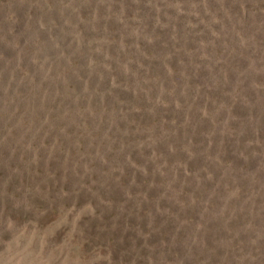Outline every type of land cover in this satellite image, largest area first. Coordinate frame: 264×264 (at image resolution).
<instances>
[{
    "label": "rangeland",
    "instance_id": "obj_1",
    "mask_svg": "<svg viewBox=\"0 0 264 264\" xmlns=\"http://www.w3.org/2000/svg\"><path fill=\"white\" fill-rule=\"evenodd\" d=\"M0 264H264V0H0Z\"/></svg>",
    "mask_w": 264,
    "mask_h": 264
}]
</instances>
